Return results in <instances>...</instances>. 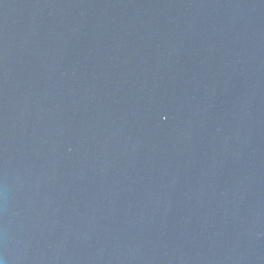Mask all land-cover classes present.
Masks as SVG:
<instances>
[{
    "label": "water",
    "instance_id": "1",
    "mask_svg": "<svg viewBox=\"0 0 264 264\" xmlns=\"http://www.w3.org/2000/svg\"><path fill=\"white\" fill-rule=\"evenodd\" d=\"M0 264H264V0H0Z\"/></svg>",
    "mask_w": 264,
    "mask_h": 264
}]
</instances>
